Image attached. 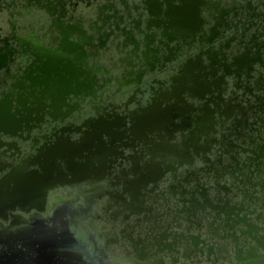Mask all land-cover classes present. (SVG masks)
Wrapping results in <instances>:
<instances>
[{"label":"flooded vegetation","instance_id":"af4514ba","mask_svg":"<svg viewBox=\"0 0 264 264\" xmlns=\"http://www.w3.org/2000/svg\"><path fill=\"white\" fill-rule=\"evenodd\" d=\"M3 170L0 264H264V0H0Z\"/></svg>","mask_w":264,"mask_h":264},{"label":"rangeland","instance_id":"374dc122","mask_svg":"<svg viewBox=\"0 0 264 264\" xmlns=\"http://www.w3.org/2000/svg\"><path fill=\"white\" fill-rule=\"evenodd\" d=\"M75 139L78 138V136L74 137ZM33 157V156H32ZM51 159H53L51 161ZM48 160V162L51 165H55L56 162L61 161L57 156H54L53 158H51ZM62 162V161H61ZM37 165H39L38 163L35 162H31L30 165L27 166V168H32V167H36ZM11 171V170H10ZM9 170H3L0 171V178L2 179V177L7 178L8 173L10 172ZM28 179L30 180H34V179H38L39 180V175L36 172H32L28 175ZM65 191V188H61L58 187L55 190L51 191L49 193L48 196V200H47V205L45 206V208L43 209V211L41 212H36L34 210L28 211V212H20L17 211L14 214L19 216L20 218H22L23 222H27L29 223V221L32 218H43L45 219V224L49 225V226H53L54 225V221H53V206H54V200L55 197L57 195H59V193H61L62 191ZM75 193V192H73ZM80 203V201H79ZM102 203H98L96 204V207H100ZM14 215H12L11 217L7 218L6 220H0V225L4 228L3 230H8L10 227L13 226L14 224ZM65 222L67 223V227H68V231H69V235L71 236L72 239H74L76 242L79 243V245H81V247H85L89 253H92L94 255L95 249L96 251H104L105 254L103 256V260L108 263L109 260H111L112 264H117L118 262L121 263V259L122 256L119 255L118 251H114L113 249H107L104 242L98 237L96 238V243L94 244L91 241V238L89 236V233L83 229L82 227H77L76 225H74L72 223V221L70 220L71 216L69 213H65V215L63 216ZM2 230V232H3ZM7 244H4L0 241V250H4L7 251L8 254L10 252L9 250V246H6ZM18 246H20V243H18ZM87 252L84 251L83 252V258H84V263H90L91 262V257L86 255ZM88 261V262H86ZM91 264H101V262L99 261V259L97 258V260L95 261V263H91Z\"/></svg>","mask_w":264,"mask_h":264},{"label":"water","instance_id":"95a60500","mask_svg":"<svg viewBox=\"0 0 264 264\" xmlns=\"http://www.w3.org/2000/svg\"><path fill=\"white\" fill-rule=\"evenodd\" d=\"M175 64V60H171V59H165L164 63L160 66L158 72L156 74H158L160 77H164V78H169V72L172 70L171 67H173ZM147 76H149L147 74ZM148 80H145V83H147ZM151 98V97H149ZM234 174H237L236 172H234ZM6 187V189H9V181H5L3 182V184L0 183V187ZM55 186L52 185H47L43 188L40 189V191H35V192H31L30 194H28L30 197H39L42 198L43 200L46 199L49 195V193L51 192V190L54 188ZM235 189H236V193H235V198L244 200L247 199V194L245 192V190L241 189L240 187H238L237 185H234ZM233 187V188H234ZM15 191H18L17 189H15ZM232 192V191H231ZM230 192V193H231ZM259 193H263L262 191H259ZM17 197V194H14L12 192H10L9 190H7V192L5 194L2 193V195H0V213H2V215L0 214V216H2V219L6 220L7 219V209H14V207L9 206V200H11L12 197ZM37 211H41L40 207L38 205L34 206ZM22 211H26L25 209L21 208ZM4 244H7L6 241H1ZM8 245V244H7Z\"/></svg>","mask_w":264,"mask_h":264},{"label":"bare ground","instance_id":"6f19581e","mask_svg":"<svg viewBox=\"0 0 264 264\" xmlns=\"http://www.w3.org/2000/svg\"><path fill=\"white\" fill-rule=\"evenodd\" d=\"M60 225H61V227H62V229H63V234H64V232L67 234V235H69V231H68V227H67V223L63 220V218L61 217L60 218ZM55 227H56V225H55ZM55 227H53V228H55ZM47 228L49 229V230H52V227L51 226H47ZM48 233V232H47ZM49 234V233H48ZM70 236V235H69ZM48 245H51L50 244V242H48V244H47V246ZM60 245V244H59ZM64 245V244H63ZM66 245V244H65ZM61 246V245H60ZM64 247V248H63ZM62 250L65 252V253H67L66 252V249H65V246H62ZM70 254H68V258H67V260H66V262H65V264H72V262H71V256H69ZM77 259H78V263H76V264H85L84 263V261H83V256H82V252H80L79 253V255L77 256Z\"/></svg>","mask_w":264,"mask_h":264}]
</instances>
